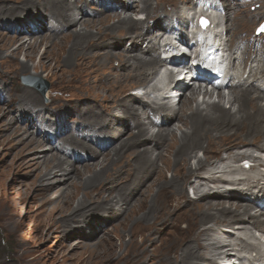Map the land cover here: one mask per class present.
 <instances>
[{
	"label": "bare ground",
	"instance_id": "bare-ground-1",
	"mask_svg": "<svg viewBox=\"0 0 264 264\" xmlns=\"http://www.w3.org/2000/svg\"><path fill=\"white\" fill-rule=\"evenodd\" d=\"M85 1L84 4L78 5L83 0H0V65L7 67L6 70L1 71V79H11L16 74L27 73L31 65L37 70L40 68L48 70L49 56L50 54L53 56L58 50L55 65L50 70L61 71V75L70 73L71 80L77 81L78 87L84 92L82 95L84 97L81 98L69 99L60 95L52 97V100L69 102L64 106L65 110L79 113L75 118L76 124L83 131H87V136H90L88 142L75 133L59 135L65 146L87 154V160L83 157L76 158V161L82 163L80 167L75 162L65 165L69 156L63 158L54 153L53 150L57 147L53 145L49 150L40 151V154L36 155L44 142L34 136L24 144V148L32 155L29 159L32 160L30 164L38 166L37 179L43 182L55 177L56 180L46 186L42 185L41 189L45 194L54 189L59 196L58 199L45 197L39 206V214L60 212L58 218L63 219V230L71 232L74 237L76 234L83 235L80 228L82 224H86L89 229L94 230L93 235L87 238L95 239L98 236L102 238L95 243L88 241L81 243L80 248L83 249L81 257L84 254H87L86 258L89 259L94 256L101 257L102 262L106 261L110 264H219L221 260L218 259L221 258V254H224L223 260H232L236 257L242 261L248 258L247 263L242 261L239 264H264L262 247L256 252L255 257L250 259L243 255L244 252L240 254L230 252L235 250L234 247L223 252L219 251L232 244L231 242L226 244L225 235V238L218 239L216 236L218 227L231 226L234 223L244 229L245 226L241 224L248 222L252 228L264 231V209L252 213L253 208L264 204V188L255 185V181L251 178L247 180L225 178L223 173L231 170L230 165H225L219 170V163L222 164L229 158L235 161L244 158H253V161H256L255 159L258 158L248 153L231 152H227V158L211 157L212 152H226L242 141L248 143L259 141L261 142L259 149L264 151V103L262 102L264 101V43H262L264 33H254V46L245 42L246 38L241 36V27L236 25L237 14L233 12L232 4L226 3L225 0H201L211 9L226 8V11H223L226 18L224 31L215 33L216 42L217 39L219 40L217 45L204 42L206 45L204 54L209 57L212 52L230 51L232 54L241 50L243 58L240 63L244 71L242 72L241 69L240 72L234 71L237 57L232 56L233 66L229 71L231 79L226 87H229L230 91L240 90V92L229 95L230 106L227 107L222 102L227 97L221 87L209 91L207 86L200 84L196 87V84L189 80L187 83L176 84L164 95L162 102L150 99L151 104H143L141 107L146 112L148 110L147 113L144 112L145 116L147 115L145 117L139 114L140 108L134 105L135 97L131 98L127 90L133 85L138 86L137 89L142 88L147 96H151L152 92H159L158 86L139 87L149 79V76H144L143 73L150 69L152 79L157 76L158 67L164 61L161 53L176 51L179 47L177 43L172 42L161 44L160 40L169 28L183 33L185 26L193 20V15L180 7L179 11L175 10L164 17L160 16L151 25L148 22L155 9L151 8L150 0H139L144 2L142 6L132 0H113L117 5L110 8V11H138L136 15L146 13L145 17L114 14L117 20L110 15L112 12L104 13L99 18L97 15L101 12L90 14L86 7L91 1L87 0L86 3ZM98 1L92 0V2ZM252 1L245 0L243 3ZM261 1L263 3L264 0ZM102 2L107 5L109 0ZM192 2L193 0H190L188 5L193 4ZM33 9L43 14L40 18L34 17L35 20L37 18L42 20L43 24L46 12H51L52 16L66 27L67 33L63 37L55 34L43 36L39 40L34 36L45 30V25L39 23L38 26L31 27L33 16H27L21 21L25 22V25L29 24L30 29L27 27V33L30 34L27 35L31 36L28 40L20 36L26 33L23 29L12 32L13 35L8 34L5 25L9 24L10 17L20 19L24 11L30 12ZM204 10L205 7L202 10L199 8L198 12L194 11L201 13ZM244 13L243 19H248L251 24L264 18V11L256 14ZM90 16L94 18H88ZM183 17H188L189 20L181 21ZM166 20L170 23L164 26L163 22ZM260 22H264V19ZM77 25L80 27L78 28ZM140 25V34H131L127 38L131 40L128 45L127 40L125 41L126 52L118 53L108 46L112 40H117L120 46L122 37H118L117 34H130ZM94 28L96 32H93ZM181 38V42H189L187 35ZM240 40L247 45L243 48L242 45L241 47L237 45ZM42 45L46 46L45 52L40 56L38 63H35L36 55ZM194 45L192 48H196L197 45ZM21 53L25 57L24 62L19 61ZM176 54H183L182 60L188 58L186 52L177 51ZM116 60L123 67L120 72L114 71L110 66ZM249 65L250 68L247 70ZM55 71L51 72L52 75L58 73ZM247 71L248 75L245 76ZM13 90L20 93L21 105L17 112L23 118L30 116L28 119L30 124L36 125L34 117L42 111L44 114L50 113L49 106L46 107L41 103L40 95L35 90L13 85L8 93ZM214 93L219 98L217 101L212 100ZM201 94H203L202 101L199 100ZM82 99L87 100L88 103L82 104ZM70 102L74 103L70 104ZM117 109H121L122 114H118ZM1 111L3 116L10 112L4 108H0V113ZM44 114L42 116L45 119L40 126L42 130L49 125ZM16 120L14 117L12 123ZM146 120L162 127L176 120L180 123L178 126L180 133L171 126L152 133L147 127ZM116 121H119L118 126L107 125L108 122ZM94 127L100 129L99 134L102 136L110 137L106 149L98 150L95 146L97 143L95 141L98 139L92 137ZM9 128H12L10 133L12 137L20 135L23 129L12 124ZM24 133L28 134L29 131L25 130ZM197 149L203 152V157H198L197 154L193 156ZM193 158L196 159L195 165L192 163ZM261 164L263 163L260 162L259 165ZM255 165L257 164L253 166L256 167ZM57 170L62 171L61 177L56 178ZM167 173H171L170 178ZM192 178H197L199 183L193 185L195 182L191 181ZM210 183L213 185L211 186ZM224 183L234 186L225 188ZM188 184L195 191V198L189 196ZM209 185L210 187L202 189ZM212 187L218 191H212ZM220 187L228 193L220 192ZM80 193L83 194V198L78 199ZM247 195H251L252 198ZM173 198H176V201ZM232 199L239 202H232ZM0 216L2 229L6 234H11L13 230L10 227L9 217L4 213ZM104 223H108L109 227L104 226ZM119 226L123 229L115 237L124 239L128 235L129 240L120 244L124 249L121 254L115 255L117 245L112 232ZM106 239L108 245H104ZM214 239L217 242L213 241ZM32 254L30 249L22 246L17 252V258L22 261L21 264H38L37 261L34 262L36 257H32ZM208 255L210 259L207 258ZM227 264L235 263L227 262Z\"/></svg>",
	"mask_w": 264,
	"mask_h": 264
},
{
	"label": "rangeland",
	"instance_id": "rangeland-1",
	"mask_svg": "<svg viewBox=\"0 0 264 264\" xmlns=\"http://www.w3.org/2000/svg\"><path fill=\"white\" fill-rule=\"evenodd\" d=\"M77 1H82V0H77ZM84 1L85 0H83V2H80L78 5H81L82 3L84 4ZM88 1H91V3L89 4V6L86 7L87 11L90 14L94 12H99V13L101 12L99 15H97L98 18L102 16V14L109 13V12L113 13V14L111 13L110 15L114 16V20H117V17H115L114 14H120L121 16H124L127 14V15H133L135 17H145L146 16V13L136 15L138 11L137 12L136 11L125 12L124 10H121L124 12L110 11V8H112L114 5L115 6L117 5L116 3L115 4L113 3V0H109V3L107 5H105V3L102 2V0L101 1L96 0L98 2H92V0H88ZM132 1H134L135 3L138 2L137 4L139 6H142V4H144L143 1L141 2L139 0H132ZM150 1H151L150 2L151 8L155 9L154 13L150 15L151 18L149 19V22H148L149 24L152 25L154 23V20H156L160 16L164 17L165 15L170 14L174 12L175 10L179 11L180 7L184 8L185 12L187 13L190 12L191 15H194L196 12L199 11V8H200V7L197 8L196 4H199L201 0H193L192 3L195 5L191 4L192 6L188 5L190 0H150ZM244 1L245 0H225L226 3H230L233 5L232 10L233 12H236L235 14H237L236 25L241 27L240 28L242 32L241 36L246 38L244 41L250 43L251 45L253 44L254 46L253 39H254V33H256L255 29L257 25L261 23L260 21L263 20L264 18L262 17L261 19H258V22L255 21V22H252L251 24L248 21V19H243V16H245L244 12H247V13L251 12V14H254V13L256 14L259 11H264V1L262 3L261 0H253L252 2H248L247 4H244L243 3ZM193 9L197 11L195 12ZM219 11H217L216 13H210L215 23V27L212 30L214 34L218 31L220 32L221 30H223L225 27V23H226V18L223 14V11H226V8H224L223 11L222 10H219ZM40 15H43V14L39 12L37 9H33L30 12L24 11L20 19L16 17L14 18V16H11L10 17L11 19L9 20V24H6L5 28L8 29L7 32H9L8 34L10 35H13L14 33L12 32L14 31L18 32V30H21V29L25 30L26 33L21 34L20 36L24 37L25 40H28V38H30L31 36V35H27V34H30V33H27L28 32L27 27H29V24L25 25V22L21 20L26 19L27 16H33V22L30 23V25L31 27H33L34 25L38 26L39 23L43 24V21L40 19L38 20V18L37 20H35L34 17L40 18ZM88 18H94V17L90 16ZM13 19H16V20H13ZM43 20L45 22L43 25H45L46 29L42 30L39 34H36L34 36L38 38L39 40L41 37L49 36L51 34H55V35H58L59 37H63L65 33H67V31H65L66 27L62 26L59 20L56 17L52 16L51 12L47 11L46 16L45 18H43ZM187 20H189L188 17H185V18L183 17L181 19V21H184V22H186ZM169 23L170 21L166 20L163 22V25L166 26V24H169ZM77 26L78 28L80 27V25H77ZM140 27L141 25L138 27V29H136L137 28L136 27L135 30L131 32L130 34L124 33V35H119L120 33H118L117 34L118 37H122L121 39L122 43L119 42L120 46H118L117 40H114V41L112 40L110 41V43L108 42L109 43L108 46H110L115 52H118V53L119 51L120 53L126 52L124 51L125 41L127 40L129 36H131V34L132 35L140 34L139 33L141 32V29H139ZM170 29L171 28H169L168 30ZM168 30L165 32L166 34L164 35V37L160 40L161 44H164L166 42H174L175 40L174 36H177V34H179L180 36L182 35V33H179L178 31L175 32V34H169ZM93 32H96L95 28L93 29ZM129 40H127V43H126L127 45H128V42L131 41ZM241 42L242 41L240 40L239 44L237 43V45H239L240 47L242 45V48L247 45V43H241ZM262 43H264V38H263ZM144 46H146V44H144ZM45 49H46V46H43V45L40 46L39 51L36 55L35 63H38L40 56L45 52ZM229 52L230 51H228L225 54L228 56L230 55V56L237 57V61L235 60L236 70L234 71L240 72L239 70L241 69V71L243 72L244 71L243 65L241 64L243 57L241 56V50L239 49V51H234L236 52L235 54L234 52H232V54L230 52L229 54ZM58 53L59 51L56 50L55 54L53 53V56L50 54L49 56L50 68L48 70H43L41 68L37 70L33 67V65H31L30 71L27 73H22L20 75L16 74L14 75L15 77L13 78L10 77L11 79L9 78L1 79L0 77V108H4L5 110L8 109L10 111L6 113V115L4 116H3L2 111L0 113V214L4 213L9 217V220L11 221L10 227L13 230L11 234H6V232L2 229V226L0 225V264H21L22 261L17 258V252L19 251V249H21L22 246L32 251L33 254L31 256L34 258L36 257V260H34V262L37 261L38 264H110L109 262H106V261L102 262L101 257L94 256L89 259V258H86L87 254H84L81 257V252L83 250L82 248H80L81 243H85L87 241L90 243H95L96 241H98V239L102 238L100 236H98L97 238L95 237V239L87 238V236L89 237V235H93L94 230L89 229L86 224L85 225L82 224V227L80 228L81 231L83 232L82 233L83 235L76 234V236L74 237V235L71 232H66L65 230H63L64 228L62 225L63 219L58 218V215L60 214V212L54 211L53 213L39 214V206L41 205L43 199L45 197H49L52 199H58L59 194L54 189L50 190V192L45 194V191L41 189V187L46 186L47 184H50L53 181H56L54 179L55 177L49 181L44 180L43 182H40L37 179L36 175L38 171L36 170L38 166L36 167L34 164L33 165L30 164L32 163V160H29V159H30V156L32 157V155L28 153V151L24 148L25 142L30 140L33 136L44 142L43 146L39 150H37L36 155L40 154V151L49 150L51 145H53L55 148L57 147V149L53 150L54 153L58 154L59 156L63 158L64 157L67 158L69 156L67 159L68 162L65 165H69L71 162H75V164L78 167H80L82 163L80 161H76V158L83 157L86 160L88 159L86 153L80 150H75L73 147L65 146L64 143L61 141V137H59L60 133L61 135H68V134L75 133V135L77 136L79 135L78 137L80 138L82 137V139H84L85 141L90 142V136H87L86 134L87 131H83V129L78 127L76 124L77 120H75V118L79 116V113L73 110H72L73 113L70 110H65L64 106H67V104H69V102L65 100H52V97L55 95L64 96L65 98H69V99H74L75 97L76 98L84 97L82 96L84 92L81 90L80 87H78L79 83H77V81L75 80H71L72 75L70 73L61 75L60 74L61 71L54 70L55 72H58V73L52 75L54 71H51L50 69L55 65V59ZM139 54L141 53L139 52ZM19 61L21 62L25 61V57L22 53L19 55ZM119 64L120 62L116 60L110 66H112V69L114 71L120 72L123 67L121 64L120 65ZM229 66L231 69V67L233 66L232 60H231V63L229 61ZM5 68L7 67H2L0 65V73L2 70H6ZM10 68L11 67H9V69ZM249 68H250V65L248 66L247 70ZM48 73L50 75H48ZM143 74L144 76H149V79L148 81H145L144 84L139 85V87L148 86L147 88H151L154 86H158V84H162L161 80L155 79V78L152 79L153 75L150 69H147L145 73ZM247 75H248V71L245 74V76ZM12 81L14 83H12ZM46 83L49 85V87H48L47 92L43 94L40 88L38 87V85L41 84L43 86V85H46ZM13 85H15V87L23 86L25 88L28 87V88L35 90L40 95L41 103L46 107L49 106L48 109L50 113L44 114L42 111L41 114H38L37 116L35 115L34 117V121L36 125L30 124L28 120L30 116L29 118L28 117L23 118L17 112V109H20V105H21L20 93L16 90H13L11 93H8L9 88H13ZM195 86L198 87L199 83H197ZM137 88L138 86L130 85L127 90V94L131 98L135 97L134 105L140 108L139 114H141L142 116H145L144 112H146V110L143 109V107H141L143 104L144 105L151 104L149 102L151 100L162 102L163 99L155 98L154 96H147L144 94V91L142 88L140 89H137ZM223 91H225V95L227 98L225 101L222 100V102H224L225 105L229 107L230 106V103H228V98L230 97L229 95L230 94L232 95V93L238 94L240 90L230 91L228 87L227 89H223ZM161 93H163L164 95L167 94L166 92H163V91ZM202 98H203V94L200 95L199 100L202 101L203 100ZM214 99L216 101L219 99L217 94H215L214 97L212 98V100ZM262 102L264 103V101ZM72 103L74 102H70V104ZM81 103L86 104L88 103V101L82 99ZM233 107L234 106H232V108ZM32 111L35 112V110H32ZM116 112L118 114H122L121 109H117ZM42 114L46 115L47 123L49 125L50 124L53 125L52 127L48 125V128L46 129L42 130L40 128L43 122V119H45L42 116ZM14 117L17 120L15 123H12ZM153 118L156 120L155 117ZM146 122H148V120H146ZM11 124L14 127L18 126V127L23 128L21 130L20 135L16 137H12L10 135L12 128H13V127L9 128ZM97 124L99 126L101 125L99 122ZM107 125L111 127L118 126L119 121L108 122ZM179 125L180 123L176 122V120L174 121V123H169L168 125H164L163 127L156 126L149 122L147 123V127L152 133H157L159 130L169 128L170 126L173 127L176 131H178V133H180V130L178 129ZM70 126H71V129H70ZM25 130L29 131V133L28 134L24 133ZM99 130L100 129L98 127L93 129L92 137L95 139H98L97 141H95L97 142L95 143V146H97V149L103 150V149H106V146H107V143H109L110 137L102 136V134H99L100 133ZM135 131L136 130H134V132ZM93 135H96V136H93ZM21 138H23L22 141H21ZM260 143L261 142L259 141L256 143H248V142H243V141L238 142L235 145L233 144L234 146H232L229 150L227 149L226 152H222V153L212 152L211 157L213 159H216L220 156L227 158L229 152L248 153V154H252L256 156L258 158V159H255L256 161H253V158H246V159L244 158L239 161H235L234 159L232 160V158H229L224 163L222 164L219 163V170H222L225 165H230L231 170L223 173V176L225 178H228V179L243 178L246 180L251 178V180L255 181L256 183L255 185H259L264 188V151H261L259 149V145H261ZM70 154L72 155L71 157H70ZM196 154L198 157H203L202 155L203 152L200 151L199 149H197V151L195 152L193 156H195ZM195 162H196V159L193 158L192 163L194 165L196 164ZM247 162L250 163V165L245 166L244 164H247ZM260 162L263 164L259 165ZM255 163L257 164L255 165L256 167L253 166ZM61 174H62V171L57 170L56 178L61 177ZM167 176L168 178H170L171 173H167ZM191 181L195 182L193 183V185L199 183V180L197 181V178H192ZM224 184L226 185L225 188H228L230 185H232V184L228 185V183L227 184L224 183ZM210 185L212 186L213 183H210ZM210 185L207 187L204 186L202 187V189H206L210 187ZM188 188H189V196L191 198H195V191L193 190V188L190 187V184H188ZM220 190L219 191L224 194L228 193L226 191H223L224 188H221ZM212 191L217 192L218 190L213 188ZM247 197L252 198L251 195H247ZM81 198H83L82 193H80L78 196V199H81ZM174 201H176V198L174 199ZM231 201L239 202L238 200L235 201L233 199ZM245 203H247L246 200H245ZM75 205L76 203H74V206ZM53 207L54 206L52 205L51 208ZM261 209H263V207L262 205H259V207L252 209V213L261 211ZM1 221H2V217L0 216V222ZM237 225L239 224L234 223L231 226L218 227V230H216L217 239L226 237V240H227L226 244H229L230 242L232 244V246H227L224 248V250L219 249V251L223 252L225 250H228L230 247H234L235 250H232L230 252H235L237 254H240V252H244L243 255L245 254L246 257H250L251 259L252 257H255L256 252L259 251L260 247H262V249L264 250V231L252 228L251 224H249L248 222H244L243 224H241L242 226H245L244 229L237 227ZM104 226L107 227L108 223H104ZM183 226H185V224H183ZM122 229H123L122 226L116 227V229L113 230L112 235L114 237L117 236V234H119L122 231ZM128 240H129L128 235H126L124 239H119L118 237H115L114 242L117 245V248L115 250V255L122 253L124 247L121 248L120 244L121 243L124 244L128 242ZM213 241H216V239H214ZM104 243H106L104 245H108L107 239L104 240ZM220 257L221 258L218 260L219 261L221 260L220 262L222 263L219 262V264H223V263L227 264V262L235 263V264H239L242 261L245 263L248 262V258L240 261L236 259V257L232 258V260H225V259L223 260L224 254H221ZM207 258L210 259L211 258L210 255H208ZM207 261L210 262V260H207ZM202 264H208V263H202Z\"/></svg>",
	"mask_w": 264,
	"mask_h": 264
},
{
	"label": "water",
	"instance_id": "water-1",
	"mask_svg": "<svg viewBox=\"0 0 264 264\" xmlns=\"http://www.w3.org/2000/svg\"><path fill=\"white\" fill-rule=\"evenodd\" d=\"M38 87L40 88L42 93L45 94L48 90L49 85L47 83H46V85H43V86L40 84V85H38Z\"/></svg>",
	"mask_w": 264,
	"mask_h": 264
},
{
	"label": "snow or ice",
	"instance_id": "snow-or-ice-1",
	"mask_svg": "<svg viewBox=\"0 0 264 264\" xmlns=\"http://www.w3.org/2000/svg\"><path fill=\"white\" fill-rule=\"evenodd\" d=\"M201 23H202V26H205V27L207 26V21L202 19ZM260 31L264 32V26L261 27Z\"/></svg>",
	"mask_w": 264,
	"mask_h": 264
}]
</instances>
